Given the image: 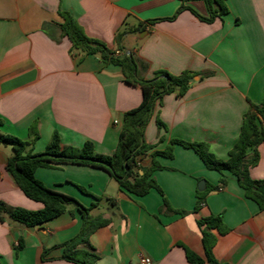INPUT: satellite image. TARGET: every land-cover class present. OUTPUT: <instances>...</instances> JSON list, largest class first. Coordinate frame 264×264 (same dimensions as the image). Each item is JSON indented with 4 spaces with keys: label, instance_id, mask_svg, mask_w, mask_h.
Here are the masks:
<instances>
[{
    "label": "crops",
    "instance_id": "crops-1",
    "mask_svg": "<svg viewBox=\"0 0 264 264\" xmlns=\"http://www.w3.org/2000/svg\"><path fill=\"white\" fill-rule=\"evenodd\" d=\"M224 2L229 12L207 22L190 9L209 17L206 0H0V133L27 140L35 125L39 136L28 147L32 153L44 152L55 131L63 146L91 141L99 153L115 152L124 115L139 107L143 92L120 66L72 46L62 29L61 11H68L109 50L133 54L138 77L151 79L158 70L192 73L183 96L172 92L157 103L146 143L163 150L174 138L200 141L227 159L244 115L264 100V0ZM257 150L250 174L264 179V142ZM13 153L0 142V202L40 210L44 204L29 198L7 171ZM158 159L163 168L154 177L171 207L186 214L164 207L156 189L133 195L91 165L39 167L35 177L90 207L91 217L107 219L90 237L100 255L97 264H140L143 257L152 264H190L184 246L205 257L198 220L212 214H221L229 228L213 231L219 261L264 264V210L245 196L235 175L208 168L180 144L172 158ZM141 162L147 168L150 153ZM222 178L226 184L210 189L199 203L197 191L219 186ZM4 216L2 264H76L63 258V244L83 224L76 205L35 226Z\"/></svg>",
    "mask_w": 264,
    "mask_h": 264
},
{
    "label": "trees",
    "instance_id": "trees-1",
    "mask_svg": "<svg viewBox=\"0 0 264 264\" xmlns=\"http://www.w3.org/2000/svg\"><path fill=\"white\" fill-rule=\"evenodd\" d=\"M206 3L210 12L209 17H204L190 8L204 21L212 22L216 17L229 12L224 0H206ZM184 8L186 6L183 5L180 10ZM61 16L64 19L62 29L71 40L72 46L88 54L99 55L106 63L120 66L126 80L142 89L143 99L139 107L125 113L119 141L115 152L111 155L97 152L91 141L85 142L80 147L63 146L57 131L53 133L44 152L32 153L28 147L39 136L35 125L31 126L30 136L27 140L0 133V142L11 145L14 150L8 160L7 171L29 198L44 204L40 210H28L21 207H9L1 201L0 220L3 221L6 214L13 221L26 226L40 225L61 215L67 210L68 205L74 204L83 214V224L79 233L63 244V258L76 264H97L100 255L92 246L90 237L98 228L107 224V219L91 217L89 215L90 207L84 206L70 195L48 188L35 177L36 170L39 167H55L64 163L103 168L129 193L143 196L152 189H156L163 196L164 207L186 214L185 210L177 211L171 207L164 191L153 175L156 170L163 168L158 157L172 158L176 144L193 149L208 168L220 173L229 171L235 175L245 196L256 202L260 210H264V179H254L250 174V169L259 161L258 146L264 142V100L261 105H252V109L244 115L239 137L230 149L227 159L218 158L210 150L209 144L200 141L189 142L174 138L165 149H155L156 145L146 143L145 130L155 112L156 105L169 93L177 92L179 96H183L190 87L192 73L184 71L179 75H174L165 70H158L151 79L140 78L137 73L138 63L133 54L124 52L121 56L117 55L116 52L108 49L106 43L88 36L82 25L68 11H61ZM159 124L163 125L161 121ZM148 153L151 156V164L141 174L140 170L144 168L141 158ZM225 184L226 180L222 178L219 186H212L205 191L198 190V202L205 201L206 194L210 189H218ZM81 189L85 192L88 191L84 187ZM198 225L202 232L205 257H201L184 246L190 264H229L219 261L214 255L217 236L213 231L217 230L224 234L229 230L224 223L223 216L212 214L199 219ZM0 264H2L1 260Z\"/></svg>",
    "mask_w": 264,
    "mask_h": 264
},
{
    "label": "built area",
    "instance_id": "built-area-1",
    "mask_svg": "<svg viewBox=\"0 0 264 264\" xmlns=\"http://www.w3.org/2000/svg\"><path fill=\"white\" fill-rule=\"evenodd\" d=\"M140 264H152V259L150 257H143Z\"/></svg>",
    "mask_w": 264,
    "mask_h": 264
},
{
    "label": "water",
    "instance_id": "water-1",
    "mask_svg": "<svg viewBox=\"0 0 264 264\" xmlns=\"http://www.w3.org/2000/svg\"><path fill=\"white\" fill-rule=\"evenodd\" d=\"M128 54H130V52H129V51H128ZM146 170H147V168H146V167H144V168H143V169L140 171V172H141V174H142V173H144ZM204 183H205V182H204V181H202V182H201V185H199V189H200V190H203V189L205 188V187H204ZM202 184H203V186H202Z\"/></svg>",
    "mask_w": 264,
    "mask_h": 264
}]
</instances>
